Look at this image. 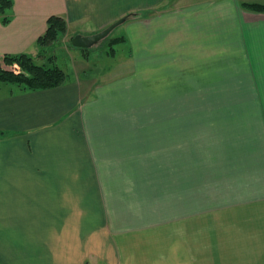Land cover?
I'll list each match as a JSON object with an SVG mask.
<instances>
[{
  "label": "crops",
  "instance_id": "obj_1",
  "mask_svg": "<svg viewBox=\"0 0 264 264\" xmlns=\"http://www.w3.org/2000/svg\"><path fill=\"white\" fill-rule=\"evenodd\" d=\"M243 3L264 0H13L8 21L0 16V56L49 52L52 44L40 48L37 38L51 15L65 19L69 34L81 35L129 16L118 36L129 44L132 70L120 68L123 75L113 80L74 70L61 85L36 90L0 81L1 264H264V188L210 207L212 201L192 204L185 196L178 244L153 238L160 231L156 213L145 223L151 214L128 206L129 188L144 185V156L160 140L174 151L183 138L178 148L185 161L192 144L203 152L209 139L206 146L222 157L199 171L214 169L228 186L245 166L249 172L252 155H264V99L256 91L243 98L238 82L256 60L241 48L255 41L251 27H264V13ZM145 12L153 13L146 18ZM241 27L252 36H241ZM146 90L152 109L145 118ZM238 106L255 114L229 109ZM207 107L224 108L229 121L210 120ZM176 108L184 109L177 114ZM214 123H230L228 140L217 131L206 137ZM192 130L198 138L189 136ZM203 175L176 179L184 188L193 178L205 187ZM192 234L199 243L187 237Z\"/></svg>",
  "mask_w": 264,
  "mask_h": 264
},
{
  "label": "rangeland",
  "instance_id": "obj_2",
  "mask_svg": "<svg viewBox=\"0 0 264 264\" xmlns=\"http://www.w3.org/2000/svg\"><path fill=\"white\" fill-rule=\"evenodd\" d=\"M147 13L148 12H145L144 16L146 18H150L153 12H150L149 14ZM128 17L129 16H127V18ZM123 28V23L119 24L105 38L101 39L93 46L89 48H80L74 47L71 44V38L76 34H69L66 27L65 31L59 34V38L52 43V48L49 49V52L45 51L44 49L37 55L32 56L33 61L36 64L46 67H59L60 69L64 70L66 75L68 76L71 75L74 70L78 72L86 70V73H89L87 71L90 70L93 75L94 73H96L98 79L113 80L116 77H120L123 75L122 73L118 74L120 68L124 67L125 69H122L125 72L132 70V64L127 58V50L129 45L128 43L123 42L115 44L113 45L115 52L111 53L109 51L110 46L108 45V43L110 39L118 35H122ZM241 28L243 29V33H241V36L249 38L252 36V34L247 32V29H245L244 27ZM251 29L252 32H254L253 35H255V38H250V40L255 41L249 44H245V49L241 44V50H243V52L250 53L256 58V60L250 61L249 75L244 74L239 76L240 79L238 82L240 83L241 89L243 90H241L240 93L243 95L244 93L246 94V96H244L243 98H247L248 94L249 98H255L254 92L256 91V96L259 99H264V27L260 23H256V25L254 27H251ZM1 64L5 69H19V67L15 64L12 66L5 65L3 64V62ZM118 64L120 65L119 69L116 67L118 66ZM109 68H112V70L109 72L105 71V69ZM144 96L145 105L143 107L142 114L146 118L147 116L151 115V91L146 90L144 92ZM222 98L233 97L223 94ZM234 98L238 99V97L236 96H234ZM240 98L242 97L240 96ZM183 109L184 108H176L177 114L179 111H183ZM205 109L210 120H218L222 121V123L229 121L226 120V118H229L227 113H223L225 111L224 108L207 107ZM229 109L236 110L237 112L235 114L237 115H240V113L243 111L245 113L243 115L246 116V118L247 114L249 116L255 114L253 113V111L251 112V109L253 108L249 109L247 106H238ZM203 110L204 108H202L201 111ZM137 112L140 113V108L137 109ZM232 117L238 118L234 115H232ZM222 118H225V120H221ZM216 124L217 123H214L212 127L209 126V131L207 134L208 136L206 137H214L213 133L217 131L218 136L223 138V140H228L224 135L230 134V132L227 131L230 123H226V125L223 124L220 128H217L219 125ZM149 129L150 124L145 123V131ZM199 135V133L193 134L192 130V134L189 136H192V139H194L193 137L198 138ZM203 138L204 134H202V139ZM242 138L243 137H241V139ZM182 139L183 138L175 140L176 148L174 149V151L171 149L168 150L166 148V145H162L163 140H160V145L154 146V148L157 146L159 148L155 149L153 153L150 152L145 154L144 156L143 187L134 188L133 191L131 190V188H129V210H139L142 207L146 215L151 214L149 216V219H144L145 223H151V216L156 213V220L159 221V224L156 226L160 227V231H156L157 233L154 234L153 238H158L161 244H178L179 242H183V217L185 212L183 210V199L185 196L192 202V204L198 203L199 200L212 201V203L207 202V206L210 207L215 204L214 201L219 200L217 202H222L220 198H223V201L232 200L234 198H248L253 195L254 189L264 188V155H252L251 157L254 158V161L249 169V172H247L248 166H245V170L243 172H240L242 174H239L238 176L239 180H236V183L234 185L228 186L230 181H222L219 178V172H216L214 169L208 171L206 169V171L203 172L199 171L202 167L212 168L215 165V157H222L215 154V149L210 144L206 146V142H210V140L208 139L203 142L205 146L201 150L203 152L197 150L196 147H193L194 144H192L189 151L186 152V160L184 161L185 158L182 154L183 152L178 148V144L182 143ZM145 141L147 140L145 139ZM192 141H197L196 144H199L198 140ZM229 162L231 163L233 162V160L231 159L229 160ZM227 164L228 163H226L225 165ZM184 173H190L193 177L195 175L203 173L205 174L203 176H206L205 180H207L208 185H205V187L199 186L198 181L193 178L191 186L188 188H184V184L182 183L180 178L176 179ZM174 178L175 180H173ZM185 189L188 191V195L185 194ZM205 191H207V193H205ZM170 192H175L176 194L179 192L180 197H178L177 195H169ZM211 209L213 208H208L205 211L209 212V210ZM173 230H175V235H172ZM167 233L170 234L167 235ZM187 237L191 238L192 242L194 243L200 242V236L198 234H192L191 236L188 235ZM204 237L206 238V236ZM130 251L131 250H128L129 253Z\"/></svg>",
  "mask_w": 264,
  "mask_h": 264
},
{
  "label": "trees",
  "instance_id": "obj_3",
  "mask_svg": "<svg viewBox=\"0 0 264 264\" xmlns=\"http://www.w3.org/2000/svg\"><path fill=\"white\" fill-rule=\"evenodd\" d=\"M12 5L13 0H0V16H3L2 20L4 22L8 21L5 14L11 9ZM242 6L248 10L264 13V4L243 3ZM66 27L67 23L63 17L57 15L49 16L46 20L45 31L37 38V45L40 48L51 45L59 38V34L65 31ZM124 40L123 36L111 38L108 43L110 46L109 51L114 53L115 49L113 45L122 43ZM0 57L3 64L9 66L15 64L19 67L18 70H10L0 65V81L15 83L24 89L36 90L55 87L64 83L68 76L59 67H46L36 64L32 56L27 53L4 54Z\"/></svg>",
  "mask_w": 264,
  "mask_h": 264
},
{
  "label": "water",
  "instance_id": "obj_4",
  "mask_svg": "<svg viewBox=\"0 0 264 264\" xmlns=\"http://www.w3.org/2000/svg\"><path fill=\"white\" fill-rule=\"evenodd\" d=\"M127 19V16H123L104 29L89 35L76 34L71 38V44L74 47L89 48L96 44L101 39L105 38L116 26L123 23Z\"/></svg>",
  "mask_w": 264,
  "mask_h": 264
}]
</instances>
